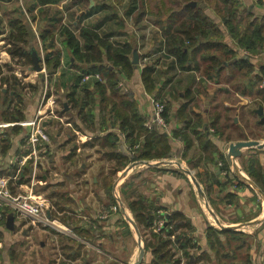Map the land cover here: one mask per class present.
I'll use <instances>...</instances> for the list:
<instances>
[{"label": "crops", "instance_id": "1", "mask_svg": "<svg viewBox=\"0 0 264 264\" xmlns=\"http://www.w3.org/2000/svg\"><path fill=\"white\" fill-rule=\"evenodd\" d=\"M175 1L63 0L55 5L63 12L62 23L75 33L83 26L101 23L99 32L112 33L111 40L133 45L138 62L131 78L121 76L119 91L132 93L131 106L146 123L152 117L153 101L166 104V129L154 128L169 141L167 157L125 163L128 142L120 120L113 116L112 103L102 100L92 83L81 88L95 77L84 84L76 82L82 73L72 68L73 60L62 38H56L47 50L51 55L59 54L55 69L47 70L43 64L42 71L36 72L31 66H13L16 77L37 86L21 91L24 118L17 122L1 117L6 105L5 95L0 94V137L7 134L10 141L0 166L14 167L16 173L18 162L28 152L24 145L29 123L40 117L50 136L46 153L40 154L51 162L50 174H38L33 186L13 183L14 193L30 194L61 228H33L4 205L8 212L0 221V264H134L141 251L140 264H150L151 251L145 249L149 229L135 219L128 205L138 198L161 207L163 215L185 218L189 228L183 232L192 238L188 246L180 248L170 237L179 264H264V202L233 173L226 160L230 143L254 139L260 146L242 149L236 163L243 171L264 173V122L256 114L260 105L264 112V82L259 72L264 66V51L250 54L225 36L221 2L192 0L190 5L201 8L224 37L197 38V46L188 51L181 67L178 57L165 47L164 29L178 26L183 13ZM238 2L239 12L249 14L251 21L264 18V0ZM103 3L106 9L100 7ZM13 6L4 4L1 10L3 27L4 10L11 12ZM112 15L119 21L109 20ZM1 39L0 65L10 64ZM216 47H227L235 56L223 55L224 50ZM154 61L158 83L147 91L141 72ZM44 86L48 93L42 97ZM0 91L5 92V85L0 84ZM71 96L76 101H71ZM104 96H111L109 90ZM50 108L54 115L48 114ZM15 126L17 129L11 131ZM251 130L258 136H245ZM187 141H191L189 146ZM203 141L211 145L206 152L202 151ZM183 152L185 156H181ZM31 163V159L24 162L27 167ZM120 176L123 178L117 185ZM32 177L31 170L30 181ZM118 202L120 210L114 212L111 208ZM10 215L12 230L6 227Z\"/></svg>", "mask_w": 264, "mask_h": 264}, {"label": "trees", "instance_id": "2", "mask_svg": "<svg viewBox=\"0 0 264 264\" xmlns=\"http://www.w3.org/2000/svg\"><path fill=\"white\" fill-rule=\"evenodd\" d=\"M62 1L0 0V13L4 4L12 3L15 6L12 7L11 12L4 10L3 18H5L6 27L2 26L0 17V37L4 41V45L7 47L6 52L11 59L10 64L0 65V84L1 86L5 85V92L0 91V94L2 96L5 95L3 104L6 105L1 117L8 122L22 120L24 116L21 113L23 101L21 91L25 87L30 89L37 86V84L23 83L14 75L13 66H32L29 54L30 46L34 45L33 42L37 45L38 41L43 50L41 61H43L45 68L47 70L55 69L59 65V54L51 55L47 50L53 47L56 38H62L63 44L73 60L72 68L79 70L82 76L89 74L92 75L91 78H94L93 75H98L101 78L100 80L96 78V80L84 84L80 81L82 76L81 78L77 76L76 82L80 81V83L84 84L81 88L85 89L92 83L99 97L108 103H112L113 116L120 120L119 126L124 132L125 141L128 142L125 150L128 158L124 157L125 163H133L140 160L150 161L169 156L170 145L166 135L156 130L154 126L151 128L146 126L145 118L140 115L135 106H131L133 103L131 92L125 91L123 93L119 91L118 86L121 84L119 83L121 76L127 79L131 78L135 69V64L132 63L133 45L111 40L112 33L99 32L98 28L101 23L83 26L75 33L74 30L62 23L63 12L55 7ZM103 1L106 3V0ZM191 1H175V5L180 6L181 11H183L182 15L178 17L181 21L178 26L164 29V35L166 36L165 47L178 57V64L181 67L188 58V51L197 46V38H207L209 36L224 37V34L219 30V26L213 24L201 8L198 6L192 7L189 3ZM218 1L222 3L220 16L226 28L225 36L236 40L239 47L250 54L262 53L264 51V18L259 22L251 21L253 19H250L251 16L249 14L239 12L238 0ZM258 1L260 2V0ZM105 3L100 6L102 9H106ZM109 20L119 21L116 15L109 16ZM244 21L248 22L244 29L239 32L238 29L243 26ZM119 24L124 27L122 20ZM198 47H200V44ZM216 48H222L224 52ZM216 48L214 51H222L223 55L228 53L229 57L235 56V52L227 47ZM35 50L40 56L39 50ZM41 61L40 63H42ZM215 62L212 59L213 67L217 66ZM156 64L154 61L150 65H146L141 72V80L147 91L153 90L158 83ZM246 66L251 67V65ZM259 72L261 74L260 80L264 82V66L259 68ZM16 90H19L20 93ZM106 90L111 93L110 97L104 96ZM71 101H76V99L71 96ZM163 105H165L163 111L165 112L168 108H166V104L163 103ZM16 129V126L12 127L11 131ZM195 136L199 140V136L197 134ZM141 137L142 140L140 141ZM201 147L203 148L202 151L206 152L211 145L209 142L203 141ZM9 149L10 141L8 140V135L2 134L0 137L1 158L7 154ZM185 154L183 152L181 156H185ZM10 168L11 166L4 168L1 165L0 176H14L16 169L12 167L11 170H8ZM225 169H228L226 164ZM257 170H260V168ZM245 171L264 194V173H252L251 170L246 168ZM30 172V166L28 165L27 167L24 164L19 174L16 175V179L9 181L10 192L14 193L16 191L13 183L17 185L29 184ZM128 205L133 211L135 219L142 223L146 229H149L150 239L146 240L145 249L151 251L152 259L150 264H179V259H174L177 251H172L171 246L173 244L170 237L173 236L174 242L180 248L188 246L192 238L186 237L183 232V228H189L185 218L173 213L159 215V212L163 210L161 207L158 208L141 198L130 201ZM6 210L2 213L0 221L4 219V214L8 212ZM157 219H163L165 226L160 232L153 233L154 222ZM186 260L188 261L189 258Z\"/></svg>", "mask_w": 264, "mask_h": 264}, {"label": "built area", "instance_id": "3", "mask_svg": "<svg viewBox=\"0 0 264 264\" xmlns=\"http://www.w3.org/2000/svg\"><path fill=\"white\" fill-rule=\"evenodd\" d=\"M143 61H148L147 57L143 58ZM95 78H99L98 75H93ZM92 75L85 74L81 78V82L85 83L90 79ZM51 109V108H50ZM164 111V105L161 102H153V111L152 117L146 126L151 128L156 125L160 129H166V125L162 120V113ZM53 115L52 110L49 111ZM39 114V112H38ZM50 142V136L41 124L40 117L34 119L29 123V130L27 133V140L24 145V150L28 151L27 155L21 158L22 161L18 162L19 169L16 171L14 176L1 175L0 176V219L2 217V209L4 205H9L10 209L13 210L14 216L18 219L27 220L31 226L38 227H54L57 230H60V226L56 225L47 214V210L32 196L28 193H12L9 190L8 184L9 181H14L16 175L19 174L20 168L24 165V162L27 159H31L36 165L37 159L41 156V153H46L47 145ZM32 162V163H33ZM114 212L120 210V204L114 205L112 207ZM159 215H163L162 212H159ZM165 226L163 219H157L154 222L153 231L160 232Z\"/></svg>", "mask_w": 264, "mask_h": 264}, {"label": "water", "instance_id": "4", "mask_svg": "<svg viewBox=\"0 0 264 264\" xmlns=\"http://www.w3.org/2000/svg\"><path fill=\"white\" fill-rule=\"evenodd\" d=\"M29 54H30L31 61H32L31 69L36 72L42 71L43 67L41 65L42 63H40L42 59L38 55L37 51L34 48H31L29 51ZM137 62H138L137 54L134 53L132 63L136 65ZM256 114L261 118V123H263L264 122V112H263L262 105H260L257 108ZM258 146H260V143L255 140L232 142L228 145V152L226 155V160H227L228 165L233 168V173L238 178H240V180H242L247 186H249L252 190H254L264 202V194L262 193L261 189L255 184V182L242 169L238 167L236 163V159H238L242 155V149L249 148V147H258ZM126 173H124L123 176ZM6 227L10 230L13 229V216L12 215L8 217L7 222H6ZM225 228H230V227H225ZM142 258H143V251L140 252L138 256V260L134 264H140L142 261Z\"/></svg>", "mask_w": 264, "mask_h": 264}, {"label": "rangeland", "instance_id": "5", "mask_svg": "<svg viewBox=\"0 0 264 264\" xmlns=\"http://www.w3.org/2000/svg\"><path fill=\"white\" fill-rule=\"evenodd\" d=\"M226 29V28H225ZM34 31V30H33ZM34 33H35V31H34ZM36 46V47H35ZM31 48H34V49H38L39 50V54H40V56H41V59L43 58V50L41 49V47H39V43H38V41H37V45H36V43H35V45H31L30 46V49ZM264 49V48H263ZM144 62H147V61H144ZM42 65V67H43V63L41 64ZM23 83H25L24 81H23ZM25 90L27 89V90H30V89H28V88H24ZM23 92V91H22ZM47 93H48V91L46 90V88H45V86H44V91H43V94L41 95L42 97L43 96H46L47 95ZM28 97V96H27ZM153 102H159V101H157V100H155V101H153ZM153 102H152V109H153ZM50 110H52V109H50ZM52 112H53V110H52ZM164 113V112H163ZM162 113V114H163ZM48 114L49 115H52V114H50L49 112H48ZM53 115H54V112H53ZM162 120H163V115H162ZM246 122H244V124H245ZM234 134H237V133H234ZM247 134H251L253 137L254 136H258V134L259 133H257V134H255L252 130L251 131H247L246 132V135L245 136H248ZM255 138V137H254ZM250 140H254V139H250ZM259 140V139H258ZM261 141V140H260ZM50 143V142H49ZM48 146V145H47ZM135 147V146H134ZM0 161L2 162V159H1V156H0ZM37 161V163H36V165H34L35 163L33 162V164L31 163V165H30V168H31V170H32V172L34 173V177H32L31 178V181H30V184H31V186H33V180L37 177V175L39 174V175H43V174H46V172H47V174H48V176H49V174H50V169H51V167H52V165H51V162L49 163V160H48V158L45 156V155H42V156H39V159H37L36 160ZM134 163H137V162H134ZM193 172V171H192ZM191 174H193V173H191ZM189 175H190V173H189ZM55 176V175H54ZM191 176V175H190ZM122 178H123V176L121 177H118L117 179H116V182H117V185H119V180H122ZM55 179V178H54ZM120 203L118 202L117 203V206L119 205ZM114 206V205H113ZM112 206V207H113ZM112 209V208H111ZM4 210H5V208H3L2 209V212H4ZM209 218V220H210V222H212L213 224H214V221L212 220V218L211 217H208ZM31 227H33V226H31ZM153 233H154V231H153ZM1 238V237H0ZM149 238H150V235H149ZM13 239V238H12ZM37 239H40V237H38ZM2 243V242H1ZM173 251V250H172Z\"/></svg>", "mask_w": 264, "mask_h": 264}, {"label": "bare ground", "instance_id": "6", "mask_svg": "<svg viewBox=\"0 0 264 264\" xmlns=\"http://www.w3.org/2000/svg\"><path fill=\"white\" fill-rule=\"evenodd\" d=\"M61 228V227H60Z\"/></svg>", "mask_w": 264, "mask_h": 264}]
</instances>
